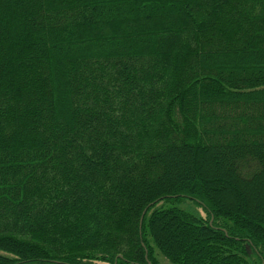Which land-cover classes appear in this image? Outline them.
<instances>
[{
  "label": "trees",
  "instance_id": "trees-1",
  "mask_svg": "<svg viewBox=\"0 0 264 264\" xmlns=\"http://www.w3.org/2000/svg\"><path fill=\"white\" fill-rule=\"evenodd\" d=\"M157 253L264 264V0H0V264Z\"/></svg>",
  "mask_w": 264,
  "mask_h": 264
},
{
  "label": "rangeland",
  "instance_id": "rangeland-1",
  "mask_svg": "<svg viewBox=\"0 0 264 264\" xmlns=\"http://www.w3.org/2000/svg\"><path fill=\"white\" fill-rule=\"evenodd\" d=\"M162 205H166V206H169L167 205L166 203L165 204H160V206ZM182 207L184 208H190L191 210H197L200 215L202 217H206V214L205 212L203 211V209H199V208H196L195 205H193V203L191 201H187V203H184L182 204ZM157 259H158V264H170L165 258H163L159 253H157Z\"/></svg>",
  "mask_w": 264,
  "mask_h": 264
}]
</instances>
